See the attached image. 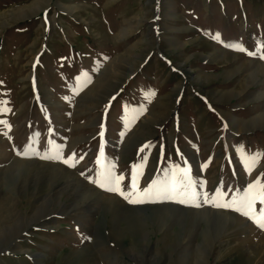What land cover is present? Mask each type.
<instances>
[{
  "label": "rangeland",
  "instance_id": "1",
  "mask_svg": "<svg viewBox=\"0 0 264 264\" xmlns=\"http://www.w3.org/2000/svg\"><path fill=\"white\" fill-rule=\"evenodd\" d=\"M261 55L264 0H0V264H264L211 203L264 184ZM134 165L138 192L188 169L199 206L89 179L127 194Z\"/></svg>",
  "mask_w": 264,
  "mask_h": 264
},
{
  "label": "snow or ice",
  "instance_id": "2",
  "mask_svg": "<svg viewBox=\"0 0 264 264\" xmlns=\"http://www.w3.org/2000/svg\"><path fill=\"white\" fill-rule=\"evenodd\" d=\"M244 51L243 48L239 49ZM253 55V53H249ZM261 59H264V55H261ZM3 123V121H0ZM103 136V133H101ZM30 146H26L24 155L28 154ZM20 154V153H18ZM261 156H264V153H254L251 157H248L245 161L246 170L251 171L254 164H258ZM41 158L43 159H62L63 163L69 164L67 159H63L61 154L57 152L56 156L44 155ZM96 163L101 164V160L98 157ZM70 167H74V164H69ZM142 167V165H141ZM137 166H133L132 175H131V189L129 193H125L121 189V182L125 179L122 175H115L111 168H106V170L98 171L96 178L92 179L89 177L91 182L97 184L101 188L110 192H115L121 195L124 199L128 200L130 203H142L144 199L152 198L155 196H164L165 198H176L180 197V203H193L195 206H199L198 203V193L195 191V185L192 181L188 169H179L176 168L172 171L171 175H166L163 180H154L147 188L143 189L142 192H138V175ZM133 195L136 196L133 199ZM207 193L204 194L205 202H209L207 199ZM225 193L220 189H217L211 203L213 206L218 208H231L234 211L240 212L242 215L253 219L255 223L261 228L264 229V210L260 212L259 217H257L254 209V205L257 201L260 204H264V184H261L259 180H256L248 184L247 188L244 190L243 194H238L234 197L231 202H221V199Z\"/></svg>",
  "mask_w": 264,
  "mask_h": 264
}]
</instances>
